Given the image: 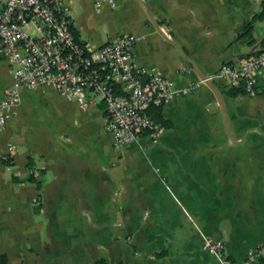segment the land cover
<instances>
[{"label": "crops", "instance_id": "1", "mask_svg": "<svg viewBox=\"0 0 264 264\" xmlns=\"http://www.w3.org/2000/svg\"><path fill=\"white\" fill-rule=\"evenodd\" d=\"M90 45L135 36L133 62L174 86L257 48L260 0H61ZM1 62V61H0ZM2 63L6 65L5 62ZM164 102L171 124L121 145L101 101L81 108L52 86H19L0 126V253L4 264L242 263L264 241V90L229 94L218 78ZM11 82V71L0 88ZM212 105V106H211ZM31 175V176H29ZM254 264H264V254Z\"/></svg>", "mask_w": 264, "mask_h": 264}, {"label": "built area", "instance_id": "2", "mask_svg": "<svg viewBox=\"0 0 264 264\" xmlns=\"http://www.w3.org/2000/svg\"><path fill=\"white\" fill-rule=\"evenodd\" d=\"M105 1L110 6L115 0ZM61 0H0V61L11 71V82L0 88V126L18 103L19 86H52L81 108L101 101L104 128L116 146L146 134L156 141L164 126L148 112L199 82L220 79L225 86L242 84L252 92L264 75V50L239 59L221 62L212 72L174 86L155 67L140 69L133 62L132 33L120 32L99 45L79 41L66 16ZM8 163L9 156L0 154ZM201 247L214 254L220 264H251L264 254V241L258 242L242 263L228 259L219 240L203 238Z\"/></svg>", "mask_w": 264, "mask_h": 264}, {"label": "trees", "instance_id": "3", "mask_svg": "<svg viewBox=\"0 0 264 264\" xmlns=\"http://www.w3.org/2000/svg\"><path fill=\"white\" fill-rule=\"evenodd\" d=\"M263 14H264V0H260L259 10L251 16V19L247 23H245V26H244L245 29L243 30V33H242L244 36L247 37L248 42L254 41V38L252 37L251 32H250L251 21L254 18L262 16ZM70 27H72L71 24H70ZM262 50H264V31H263L261 37L257 40V48L254 50H251L247 53H243V55L241 57L249 55V54L257 53V52L262 51ZM241 57H239V58H241ZM224 61L227 62V61H232V60H223V62ZM263 90H264V75L259 77L257 83L253 86L252 92H246L244 90L242 84L227 88V92L229 94H236V93L255 94V93H258V92L263 91ZM161 106H162L161 104L160 105H151L148 108V112H149L150 116L152 118H154L155 120H157L158 122H160V124L162 126H164V127L169 126L171 124V122L169 119L162 116ZM29 176H31V175H29ZM5 260H6L5 254L0 253V264H4ZM89 264H109V263L104 256H98L94 260H92ZM251 264H254V262Z\"/></svg>", "mask_w": 264, "mask_h": 264}, {"label": "rangeland", "instance_id": "4", "mask_svg": "<svg viewBox=\"0 0 264 264\" xmlns=\"http://www.w3.org/2000/svg\"><path fill=\"white\" fill-rule=\"evenodd\" d=\"M9 73H10L9 67L6 68V66L1 61L0 62V80L7 78Z\"/></svg>", "mask_w": 264, "mask_h": 264}, {"label": "water", "instance_id": "5", "mask_svg": "<svg viewBox=\"0 0 264 264\" xmlns=\"http://www.w3.org/2000/svg\"><path fill=\"white\" fill-rule=\"evenodd\" d=\"M246 53V52H245ZM203 76V75H202ZM206 83H208L212 89L216 92V95H218V92L216 91V89L214 88V85L212 84V81L211 80H205ZM212 106V105H211Z\"/></svg>", "mask_w": 264, "mask_h": 264}]
</instances>
